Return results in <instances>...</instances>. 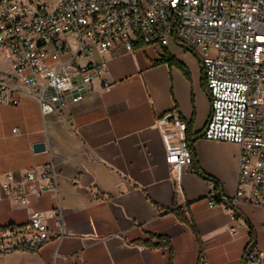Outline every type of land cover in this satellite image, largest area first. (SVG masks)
Wrapping results in <instances>:
<instances>
[{"label": "crops", "instance_id": "crops-1", "mask_svg": "<svg viewBox=\"0 0 264 264\" xmlns=\"http://www.w3.org/2000/svg\"><path fill=\"white\" fill-rule=\"evenodd\" d=\"M92 59L107 61V70L80 102L46 116L29 96L0 105V176L18 179L53 160L67 225L61 243L0 255V264H245L251 246L264 264V206L211 208V181L167 162L157 122L175 114L187 134L202 135L193 144L197 165L224 195L237 191L241 147L203 137L212 107L199 57L172 41ZM39 143L44 150H35ZM54 205L48 195L32 208ZM27 219L26 207L0 196L4 225Z\"/></svg>", "mask_w": 264, "mask_h": 264}, {"label": "built area", "instance_id": "built-area-1", "mask_svg": "<svg viewBox=\"0 0 264 264\" xmlns=\"http://www.w3.org/2000/svg\"><path fill=\"white\" fill-rule=\"evenodd\" d=\"M172 41L203 65L212 107L203 137L241 147L236 193L226 196L211 182L209 206H264V0H0V52L12 63L11 73L0 72V105L29 96L44 116L57 112L80 102L104 75L107 61L93 60L96 53ZM82 58L88 61L80 63ZM157 127L169 165L180 172L192 167L188 123L164 114ZM48 195L55 201L51 210L32 208ZM0 196L28 209L23 224L0 220V255L37 252L64 240L53 160L18 179L1 175ZM246 254L247 264L263 259L255 246Z\"/></svg>", "mask_w": 264, "mask_h": 264}, {"label": "trees", "instance_id": "trees-1", "mask_svg": "<svg viewBox=\"0 0 264 264\" xmlns=\"http://www.w3.org/2000/svg\"><path fill=\"white\" fill-rule=\"evenodd\" d=\"M139 45H143L142 43H139L137 44L136 46H139ZM202 137V135H197L195 137L191 136L190 134H187V139L191 142V151H192V155H193V170L202 178L206 179V180H209L211 182H215L217 184V188L220 190V185L219 183L211 176H209L208 174H206L196 163V159H195V154H194V149H193V144L194 142L198 139ZM232 207V206H230ZM172 212L173 213H176L177 215L181 216L182 217V212H180V208L178 207H174L172 209ZM183 218V217H182ZM255 243V240H253V244ZM248 262V255L246 254L245 255V264H247Z\"/></svg>", "mask_w": 264, "mask_h": 264}, {"label": "rangeland", "instance_id": "rangeland-1", "mask_svg": "<svg viewBox=\"0 0 264 264\" xmlns=\"http://www.w3.org/2000/svg\"><path fill=\"white\" fill-rule=\"evenodd\" d=\"M0 70L11 71V60L0 52Z\"/></svg>", "mask_w": 264, "mask_h": 264}, {"label": "water", "instance_id": "water-1", "mask_svg": "<svg viewBox=\"0 0 264 264\" xmlns=\"http://www.w3.org/2000/svg\"><path fill=\"white\" fill-rule=\"evenodd\" d=\"M45 149V145L43 143H39L35 145V150L36 151H42Z\"/></svg>", "mask_w": 264, "mask_h": 264}]
</instances>
